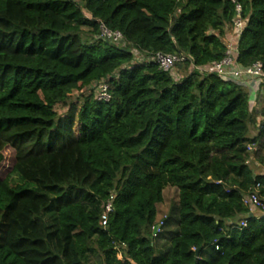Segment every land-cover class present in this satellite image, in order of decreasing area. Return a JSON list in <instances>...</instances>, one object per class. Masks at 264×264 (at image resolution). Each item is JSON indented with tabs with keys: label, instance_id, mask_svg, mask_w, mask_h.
Here are the masks:
<instances>
[{
	"label": "trees",
	"instance_id": "1",
	"mask_svg": "<svg viewBox=\"0 0 264 264\" xmlns=\"http://www.w3.org/2000/svg\"><path fill=\"white\" fill-rule=\"evenodd\" d=\"M235 1L0 0V264H264V210L243 204L264 202V86L258 112L208 71L237 4L235 61L264 68V0Z\"/></svg>",
	"mask_w": 264,
	"mask_h": 264
},
{
	"label": "built area",
	"instance_id": "2",
	"mask_svg": "<svg viewBox=\"0 0 264 264\" xmlns=\"http://www.w3.org/2000/svg\"><path fill=\"white\" fill-rule=\"evenodd\" d=\"M232 2L236 4L235 0H232ZM236 10L237 16L230 31L224 58L220 62L214 64V66L208 71L214 73L223 80L234 81L245 87L250 94L249 104L252 105V102H255V97L260 94L262 87L264 86V68L261 63H256L252 67L245 69L240 67L235 61L234 55L237 49L236 41L241 36L244 29V21L241 17L242 10L238 4L236 5ZM100 32L102 38L114 44H118L123 40V36L120 32H113L103 25L100 27ZM150 60L164 72H172L178 64L185 61L183 57L161 53L154 54L151 56ZM107 90L108 86L106 84L99 86L98 100H110V95L107 93ZM248 150L250 151L251 148ZM259 187L260 186L257 185L255 189L243 199V204L251 211L264 210V202L260 200L258 195ZM113 199L114 198L111 197L104 206V213L101 219L103 227L107 226L109 215L113 212ZM242 226H246V223L243 222ZM161 227L162 226L157 225L153 228L154 236L160 232ZM216 250H218L217 247Z\"/></svg>",
	"mask_w": 264,
	"mask_h": 264
},
{
	"label": "rangeland",
	"instance_id": "3",
	"mask_svg": "<svg viewBox=\"0 0 264 264\" xmlns=\"http://www.w3.org/2000/svg\"><path fill=\"white\" fill-rule=\"evenodd\" d=\"M135 55H136V63H142L144 60L143 59H141L140 57L141 56H139L136 52H135ZM180 72H182L181 70H178L177 68L172 72V75H173V77L175 78V79H179V78H181L180 76H181V74H180ZM77 99V95L76 94H74L73 96H72V99L71 100H76ZM80 104V103H79ZM64 107H60L59 109H60V112H66V110L65 109H63ZM251 135H255L256 134V131H255V129H251ZM253 149V148H252ZM250 151H252V150H250ZM10 155H8V157H9ZM7 157V158H8ZM8 160H10L11 161V159H8ZM9 162V161H8ZM7 165H8V163H7ZM6 165V166H7ZM178 202V191H177V189L176 188H171V187H169V188H167L165 191H164V201H163V203L161 204V205H159L158 206V208H157V210H158V216H157V225L158 226H162V221H163V219H165L166 218V215H167V213H168V211H169V209L171 208V206L173 205V204H176Z\"/></svg>",
	"mask_w": 264,
	"mask_h": 264
},
{
	"label": "crops",
	"instance_id": "4",
	"mask_svg": "<svg viewBox=\"0 0 264 264\" xmlns=\"http://www.w3.org/2000/svg\"><path fill=\"white\" fill-rule=\"evenodd\" d=\"M251 106V109H254V110H257L258 112H260V108L262 107V102H261V98L260 96H256L255 97V102H252V105ZM257 135V133L255 134ZM255 135H252V136H255ZM253 151H256V148L253 147V149H251ZM263 154H264V151H263ZM256 164V165H255ZM255 167H256V173L258 175H264V165H260L259 163H255ZM253 214L255 215H259V211H253L252 212Z\"/></svg>",
	"mask_w": 264,
	"mask_h": 264
}]
</instances>
